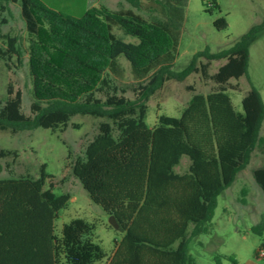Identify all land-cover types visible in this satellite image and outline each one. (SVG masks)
Masks as SVG:
<instances>
[{"label":"trees","instance_id":"trees-1","mask_svg":"<svg viewBox=\"0 0 264 264\" xmlns=\"http://www.w3.org/2000/svg\"><path fill=\"white\" fill-rule=\"evenodd\" d=\"M124 1L160 17L147 20L131 9L113 11L104 5L74 16L42 0H0V23L6 9L1 2L19 4L29 35H45L54 52L48 55L41 42L30 38V114L21 109V91L9 82L7 96L0 100V131L63 130L75 114L106 118L69 166L90 200L114 216L123 232L109 256L94 241V222L74 218L56 232L55 221L71 195L54 192L53 176L42 164L37 177L0 178V264H195L187 253L189 225L190 236L209 232L217 195L248 164L254 149L264 155L259 134L264 106L258 90L250 85L240 111L226 93L227 87L238 88L231 78L247 76L249 46L264 29V18L229 48L197 52L187 66L173 71L185 0ZM213 24L227 27L224 17ZM114 27L137 42L117 38ZM16 41L7 36L6 47L0 48L6 65L13 55L19 62ZM119 56L138 81L135 99L115 83L122 76ZM201 57L206 61L198 63ZM213 60L225 62L209 74ZM193 72L215 89L193 93L178 117L160 114L148 127L144 118L150 95L166 81H182ZM10 155L14 161L18 154L0 150V158ZM183 156L189 165L176 173ZM252 176L264 194V162ZM251 231L264 233V214ZM213 261L221 264L217 255Z\"/></svg>","mask_w":264,"mask_h":264},{"label":"rangeland","instance_id":"rangeland-1","mask_svg":"<svg viewBox=\"0 0 264 264\" xmlns=\"http://www.w3.org/2000/svg\"><path fill=\"white\" fill-rule=\"evenodd\" d=\"M42 1L51 8L74 16L82 15L85 9L96 3V0ZM1 3L6 9L1 15L4 21L0 23V48L6 47L7 36L15 37L21 55L19 62L13 55L11 60L7 61V65L0 58V100H5L7 84L10 82L15 89L21 91L22 111L30 114L29 107L33 101L28 61L30 38L41 42L48 55L54 52L45 35L37 37L29 35L20 14L19 4ZM107 7L113 11L131 9L147 20L160 17L157 12L149 13L143 8L139 10L132 8L123 0L115 2L113 7ZM220 17H224L227 22V27L224 29H217L213 24ZM263 18L264 0H185L184 20L180 27L177 55L171 69L173 71L183 69L195 53L205 49L215 53L229 48L251 26L260 23ZM41 24L45 27V23ZM112 32L124 42H137L136 38L124 34L117 27H114ZM118 61L122 68V76L115 78V83L125 91L126 97L135 99L136 92L133 89L138 81L132 76L128 61L123 56H119ZM200 61L205 62L206 60L201 57L198 63ZM224 62L225 60L211 61L208 68L209 74L215 73ZM229 82L238 84L237 89L229 87L226 89L235 110H241V99L250 89V85L258 90L264 106V29L258 33L249 46L247 76H241L238 79L231 78ZM188 86H193L194 92L188 90ZM215 87L211 81L204 82L200 74L196 72L189 74L182 81L175 79L166 81L161 88L150 95L146 102L144 118L146 125L152 127L160 114L178 117L193 93L206 94ZM101 121H107V119L88 114H75L63 130L52 131L37 127L15 134L0 131V150H15L18 154L14 161L12 155L0 158V164L3 166L0 178L22 174L37 177L41 165L44 164L45 172L53 176L49 181L55 185L54 192L56 194L67 192L71 195L67 207L60 211L55 221L56 232H60L63 223L74 218L94 222L96 224L94 241L100 244L109 256L115 241L121 240L123 232L109 226V216L100 206L90 200L87 192L72 175L69 166L71 159L81 154L86 143L97 133L98 124ZM72 123L78 124L79 127H73ZM259 134L264 136V117ZM263 160L264 155L254 149L248 164L236 174L230 186L217 195L209 232L190 236L192 224L189 225L187 253L194 257L195 264H216L213 261L215 255L220 257L221 264H233L232 259L236 264H249L248 260H252L255 264L262 263V257L257 256V253L264 246V233L255 234L246 230V226H250L254 219L252 209L243 207L242 200L244 203L245 199L249 201L251 195L255 201L253 205L257 209H264V195L252 176V170L261 165ZM185 162L188 166L189 159L183 156L176 168L178 172L185 171ZM7 163L9 164L8 169L6 168ZM237 228L238 232H236ZM242 233L246 234V240L240 247L239 236Z\"/></svg>","mask_w":264,"mask_h":264},{"label":"crops","instance_id":"crops-1","mask_svg":"<svg viewBox=\"0 0 264 264\" xmlns=\"http://www.w3.org/2000/svg\"><path fill=\"white\" fill-rule=\"evenodd\" d=\"M118 0H96V3L94 4V5H92V6H99V5H104V6H110V7H113L114 6V3L115 2H117ZM124 1V0H123ZM84 8H87V7H84ZM107 8H109V7H107ZM86 10V9H85ZM84 10V11H85ZM261 127V126H260ZM258 152V151H257ZM259 153V152H258ZM261 154V153H260ZM263 155V154H262ZM182 159V158H181ZM181 161V160H180ZM263 162H264V160H263ZM180 164V163H179ZM185 164H186V168H185V170L187 169V163L185 162ZM179 165H177L175 168H174V170H175V172L176 173H183V172H178L177 170H176V168L178 167ZM258 166H260V165H258ZM257 166V167H258ZM230 186V185H229ZM228 186V187H229ZM226 189V188H225ZM224 189V190H225ZM223 190V191H224ZM264 195V194H263ZM249 196V195H248ZM255 203V201H254V199L251 197V195L249 196V201L248 200H246L245 199V203H243L242 204V206L243 207H248V208H250V209H252L251 210V212H252V214H253V219H254V221L252 222V224L250 225V226H246V230H248V231H251V227L253 226V225H255L256 223H258L259 222V220H260V217H261V215L262 214H264V209H257V207L255 206V205H253ZM239 231V229L237 228L236 229V232H238ZM239 239H240V241H241V244H240V247H242V243L246 240V234L245 233H242L240 236H239ZM263 249H264V246H263ZM248 263L249 264H255L252 260H248ZM261 264H264V255L262 256V263Z\"/></svg>","mask_w":264,"mask_h":264},{"label":"water","instance_id":"water-1","mask_svg":"<svg viewBox=\"0 0 264 264\" xmlns=\"http://www.w3.org/2000/svg\"><path fill=\"white\" fill-rule=\"evenodd\" d=\"M109 224L110 226H112L115 229H119L120 230V226L119 223L117 222V220L115 219L114 216H109Z\"/></svg>","mask_w":264,"mask_h":264},{"label":"built area","instance_id":"built-area-1","mask_svg":"<svg viewBox=\"0 0 264 264\" xmlns=\"http://www.w3.org/2000/svg\"><path fill=\"white\" fill-rule=\"evenodd\" d=\"M263 255H264V249L261 248V249H259V251H258V253H257V256L262 257Z\"/></svg>","mask_w":264,"mask_h":264}]
</instances>
